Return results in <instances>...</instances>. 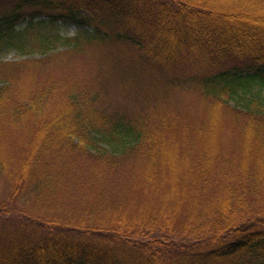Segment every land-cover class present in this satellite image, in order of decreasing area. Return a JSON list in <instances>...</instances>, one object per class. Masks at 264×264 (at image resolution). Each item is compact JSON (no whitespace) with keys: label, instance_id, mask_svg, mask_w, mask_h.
<instances>
[{"label":"trees","instance_id":"1","mask_svg":"<svg viewBox=\"0 0 264 264\" xmlns=\"http://www.w3.org/2000/svg\"><path fill=\"white\" fill-rule=\"evenodd\" d=\"M15 1L0 52L43 56L0 60V264H264V0Z\"/></svg>","mask_w":264,"mask_h":264},{"label":"rangeland","instance_id":"2","mask_svg":"<svg viewBox=\"0 0 264 264\" xmlns=\"http://www.w3.org/2000/svg\"><path fill=\"white\" fill-rule=\"evenodd\" d=\"M16 5L17 2L15 0H0V18L10 14L15 9ZM35 10L36 8H30V7L24 8L25 16L17 26L18 30L25 29V27L31 21V17ZM41 19H47L49 21L50 17L41 16V17H36L35 20L38 21ZM47 30L50 32L52 36L58 37V40L55 41L54 48H58V50L60 51H65L66 47L63 44V39L76 36L82 29L74 22L59 21L54 23L53 25H49V27H47ZM90 53L91 54L87 58L76 56L72 61H70L67 67L63 68V72H65V74H67L70 77L71 76L78 77L79 75L81 76L82 74L84 75V77L88 78L87 74L94 70V65H95L93 64V57H92L93 52L90 51ZM41 56L43 55L40 51L29 52L27 50H20L18 48H13V47L6 48L0 52V60L3 62H16L28 58H39ZM105 97L107 98L108 101L111 102V104L114 107H121V108L135 110L136 106L134 105V102L131 101L130 99H126L124 94L119 91H116L114 89L108 90L107 93L105 94ZM187 97L188 95L184 96L183 98H187ZM187 100H189V98H187Z\"/></svg>","mask_w":264,"mask_h":264}]
</instances>
